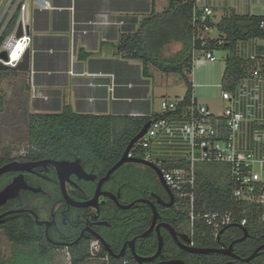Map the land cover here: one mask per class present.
Wrapping results in <instances>:
<instances>
[{"label": "flooded vegetation", "instance_id": "flooded-vegetation-1", "mask_svg": "<svg viewBox=\"0 0 264 264\" xmlns=\"http://www.w3.org/2000/svg\"><path fill=\"white\" fill-rule=\"evenodd\" d=\"M94 145L99 149L80 152L74 145L43 156L32 154L28 146L18 157H12L9 149L0 153V169L11 167L0 175V193L12 185L18 189L0 199V242L13 250L0 264H14L19 251L35 250L41 255L63 252L70 260L82 254L90 259L94 246L107 261L123 264H247L242 260L264 245V241L258 243L245 258L235 254L234 245L235 257L187 252L179 244L200 247L190 245L189 224L181 216L186 211L171 190L141 163L126 160L110 173L126 148L114 158L106 148L113 147L112 142ZM154 210L156 222L147 233ZM237 228L242 233V227ZM242 236L229 242L217 236L215 245L203 248L226 249ZM137 259L151 260L138 263Z\"/></svg>", "mask_w": 264, "mask_h": 264}, {"label": "built area", "instance_id": "built-area-1", "mask_svg": "<svg viewBox=\"0 0 264 264\" xmlns=\"http://www.w3.org/2000/svg\"><path fill=\"white\" fill-rule=\"evenodd\" d=\"M29 2L7 0L0 14V64L11 69L23 61L31 43L27 16ZM33 3L38 10L50 8L46 0H33ZM213 15L209 6L195 3L192 7V67L196 61L215 62V53L225 44V35L216 28ZM260 29L264 31V21ZM262 40L237 44L238 55L252 61L254 68L233 93L224 90L220 83V99L231 103V108L215 115L206 104L196 100L193 92L187 104L183 98L164 99L160 102L158 115L178 111L181 107V117H151L146 133L128 153L129 158L136 157L154 165L167 187L183 202L190 245L194 243L196 231L204 228L215 239L227 227L244 228L249 217L264 224V47L257 42ZM253 88L258 93L245 100V93ZM211 164L227 168L229 196L236 209L212 211L196 203L198 166ZM98 252L97 246L92 247L90 259H99ZM103 259L107 261V256Z\"/></svg>", "mask_w": 264, "mask_h": 264}, {"label": "crops", "instance_id": "crops-1", "mask_svg": "<svg viewBox=\"0 0 264 264\" xmlns=\"http://www.w3.org/2000/svg\"><path fill=\"white\" fill-rule=\"evenodd\" d=\"M46 1L50 8L38 10L30 0L27 12L29 68L22 72L25 89L31 101H36L33 113H55L68 107L81 115L141 119L161 112L151 103V76L164 72L131 55L138 48L134 39L142 36V23L161 14L168 0ZM244 2L245 6L252 3V7L243 12L237 0H195L197 6L212 8L215 24L229 14L264 16L257 13L263 9L264 0ZM158 46L150 47L156 52ZM181 49L180 42L171 41L157 52L168 61ZM168 50L172 53L167 54ZM164 99L166 96L161 101ZM66 258L67 263L62 264H72ZM95 261L107 263L102 257L79 264H97ZM50 262L56 261L52 258Z\"/></svg>", "mask_w": 264, "mask_h": 264}, {"label": "trees", "instance_id": "trees-1", "mask_svg": "<svg viewBox=\"0 0 264 264\" xmlns=\"http://www.w3.org/2000/svg\"><path fill=\"white\" fill-rule=\"evenodd\" d=\"M194 4L195 0H168V6L161 14L153 16L150 22L148 19L142 23L140 29L142 36L134 39L138 48L134 49L131 55L132 58L140 59L144 65L152 64L164 73L179 75L186 88L183 97L184 104L188 103L193 92L189 74L192 71L190 13ZM263 21V16L229 14L222 17L216 24L218 31L225 35V44L218 48L219 51L225 53V62L221 73V84L224 90L231 93L235 92L240 82L254 68L252 61L238 55L237 44L252 39H264V31L260 29V24ZM14 22L15 19L12 21L9 30ZM148 29H151V33ZM171 41L180 42L182 49L173 59L164 61L157 52L158 48ZM155 44L159 45L156 52L150 47ZM181 110L179 107L178 111L175 112H168L163 115H147L141 119L81 115L74 113L68 107L55 113H33L27 119V146L33 152L32 154L43 156L54 154L61 149H71L74 145L78 146L80 152L96 150L99 147H95L94 144L112 142L113 147L106 148L112 151V156L116 158L151 117L168 118L176 115L181 117ZM123 119L129 122L121 123ZM83 143L85 145H82ZM162 160L165 159L162 158ZM195 200L199 206H204L207 210L236 209L235 204L230 199L228 187L216 186L211 180L205 178L200 170H198V190ZM247 215L250 216L249 213ZM181 216L188 223L187 213H181ZM237 227L233 225L223 229L222 235L219 232L220 241L229 242L237 235L240 236L242 233ZM244 228L251 236L234 245V252L240 258L249 256L257 244L264 241V224H258L249 217V223ZM194 243L197 247L203 248L215 245L216 241L210 237L209 230L204 228L201 231H196ZM104 256L103 252H98V257ZM257 256L247 264H264V250H261ZM87 257L88 255L83 254L74 257L72 264L84 262ZM215 258L219 259L220 256H215ZM107 262L109 264H123L111 260ZM236 264L244 263L236 262Z\"/></svg>", "mask_w": 264, "mask_h": 264}, {"label": "rangeland", "instance_id": "rangeland-1", "mask_svg": "<svg viewBox=\"0 0 264 264\" xmlns=\"http://www.w3.org/2000/svg\"><path fill=\"white\" fill-rule=\"evenodd\" d=\"M6 1L0 0V14ZM237 1L243 12L252 7V3L245 6L244 0ZM262 8V10L257 11L258 14H264V5ZM237 12L240 11L237 10ZM220 15L221 12L217 13L216 21L219 20ZM257 42L264 47V40ZM170 52L172 53V50H168L167 54H171ZM215 57L217 60L213 63L196 61L189 76L193 85V96L198 102L206 104L210 112L216 115L225 109L231 108L232 104L220 99L221 73L225 62L224 52L217 51ZM25 80L22 71H0V153L9 149L12 152V157L23 155L27 148V119L30 114H33L36 105L34 104L36 101H31L30 95L25 89ZM151 80L154 90L151 103L155 111H161L160 101L162 96H166L169 100L185 96L186 88L177 74L155 72L151 76ZM256 93H258L256 88L247 90L245 100H250ZM125 121L126 123L129 122L123 119L121 123ZM198 168L203 172L205 178L211 180L216 186L228 187V174L225 166L211 164L199 165ZM181 204L186 210L183 202ZM12 251L7 243L0 242V262L4 261ZM52 258L56 261L55 264H62L65 261L67 263V258L63 252L55 253L51 257L41 255L35 250L26 254L19 251L14 259V264H50ZM94 263L102 264L100 261Z\"/></svg>", "mask_w": 264, "mask_h": 264}, {"label": "water", "instance_id": "water-1", "mask_svg": "<svg viewBox=\"0 0 264 264\" xmlns=\"http://www.w3.org/2000/svg\"><path fill=\"white\" fill-rule=\"evenodd\" d=\"M20 29H19V32H18V36H20ZM28 53L25 55V57L23 58V61L15 68V69H11L9 67H6V66H3L0 64V71H7V70H16V71H27L28 68H29V57H28ZM2 57H5V55L3 54ZM150 125V121L146 122L141 130L138 132L137 135H135L128 143L125 151H124V154H123V157L120 159V161L110 170V173L112 171H114L115 169H117L123 162H125L126 160L128 161H131V162H134V163H141L143 165H146L148 167H150L155 173L156 175L158 176L159 180L161 181V183L167 188L163 178H162V175L160 173V171L154 166L152 165L151 163H148V162H145L141 159H136V158H126V155L127 153L130 151V149L132 148V146L146 133L147 131V128L149 127ZM11 167L9 166H4L3 168L0 169V175L3 174L4 172H6L7 170H10ZM14 186H9L7 188H5V190H3L1 193H0V199L1 198H8V196H13L12 195V191L13 189L17 190V188H13ZM16 191V193H17ZM156 218H157V212L154 210V214H153V219H152V225L151 227L149 228V230L147 231V233L153 228V225L155 224L156 222ZM242 230V233H243V236L237 240H235L234 242H232L228 248L226 249H220V250H217V249H204V248H186L184 246H182L181 244H179V246L181 248H183L184 250H186L187 252L189 253H195V254H223V255H228V256H232V257H235L231 254L232 252V249H233V245L237 244V243H240V242H243L244 240H246L249 235L247 233V230L245 228H241ZM223 230L220 231V234L222 233ZM146 234H144L145 236ZM183 241H186V242H189V240L185 239L184 237L185 236H181ZM162 241L160 239V243H159V247H158V251L156 253V256H158V254L160 253L161 251V246H162ZM264 249V245H261L259 246L258 248H256L254 250V252L246 259L242 260V262H245V263H248L250 262L252 259H254L258 253ZM155 258V256L153 257ZM151 259H137L138 263H142V262H146V261H149ZM162 264H184L183 262L181 261H170V262H164Z\"/></svg>", "mask_w": 264, "mask_h": 264}]
</instances>
